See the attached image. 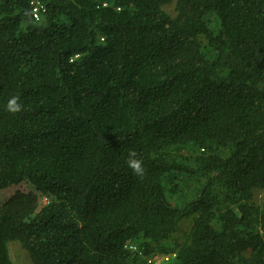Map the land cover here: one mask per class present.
I'll use <instances>...</instances> for the list:
<instances>
[{"label":"trees","instance_id":"1","mask_svg":"<svg viewBox=\"0 0 264 264\" xmlns=\"http://www.w3.org/2000/svg\"><path fill=\"white\" fill-rule=\"evenodd\" d=\"M35 1L0 0V264H264V0Z\"/></svg>","mask_w":264,"mask_h":264},{"label":"clouds","instance_id":"2","mask_svg":"<svg viewBox=\"0 0 264 264\" xmlns=\"http://www.w3.org/2000/svg\"><path fill=\"white\" fill-rule=\"evenodd\" d=\"M6 111L12 115L25 111L24 106L20 103L19 95H14L8 99ZM125 163L127 167L131 169L133 175L143 178L145 174L144 162L142 159L138 158V154L134 150L129 151Z\"/></svg>","mask_w":264,"mask_h":264},{"label":"built area","instance_id":"3","mask_svg":"<svg viewBox=\"0 0 264 264\" xmlns=\"http://www.w3.org/2000/svg\"><path fill=\"white\" fill-rule=\"evenodd\" d=\"M44 11V7L42 3H40V0H36L33 2L32 5V17L35 20V22H38L40 19L41 13ZM171 258L170 255L168 256H158V255H152L149 258H147V264H163L166 261H168Z\"/></svg>","mask_w":264,"mask_h":264},{"label":"rangeland","instance_id":"4","mask_svg":"<svg viewBox=\"0 0 264 264\" xmlns=\"http://www.w3.org/2000/svg\"><path fill=\"white\" fill-rule=\"evenodd\" d=\"M176 201V198L173 199ZM173 200H172V203H173ZM44 200H41V202L43 203ZM15 245L19 246L18 244L14 243ZM20 248V247H19ZM12 251H15L17 248L15 247V250H13V248L11 247ZM21 250V249H20ZM22 251V250H21ZM23 254H20L18 249H17V252H16V255H18V258L16 257V255L13 253V257L12 259L15 260V263L16 264H30V262L27 261L26 257V253L24 251H22ZM17 259V260H16Z\"/></svg>","mask_w":264,"mask_h":264}]
</instances>
